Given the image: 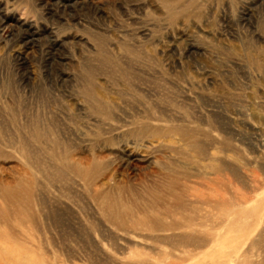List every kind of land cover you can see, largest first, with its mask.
Returning <instances> with one entry per match:
<instances>
[{
	"label": "rangeland",
	"instance_id": "rangeland-1",
	"mask_svg": "<svg viewBox=\"0 0 264 264\" xmlns=\"http://www.w3.org/2000/svg\"><path fill=\"white\" fill-rule=\"evenodd\" d=\"M0 264H264V0H0Z\"/></svg>",
	"mask_w": 264,
	"mask_h": 264
},
{
	"label": "bare ground",
	"instance_id": "bare-ground-1",
	"mask_svg": "<svg viewBox=\"0 0 264 264\" xmlns=\"http://www.w3.org/2000/svg\"><path fill=\"white\" fill-rule=\"evenodd\" d=\"M24 31V30H23ZM21 32V31H20ZM27 43V42H26ZM89 94V92H87V95ZM33 119H35L34 117H32ZM39 121H41V118L40 117H37L35 120H34V122L32 123V125H33V128L31 129V127H30V129H29V131L30 132H32L31 133V136L34 138V139H38V141H40V138H43V135H42V131H39V124H40V122ZM37 141V142H38ZM88 172V170L87 169H85V171H82V173L81 172H79V173H81V174H83V176H84V180H86V173ZM82 176V175H81ZM19 188V187H18ZM11 189H9V191H10ZM8 191V190H7ZM159 191V190H158ZM13 194H15V193H13ZM8 195V194H7ZM14 196V195H13ZM28 197H30V195H27V198ZM6 198V197H5ZM10 199H11V197H10ZM103 199V198H102ZM32 200V199H31ZM101 200V199H100ZM104 201H103V203L105 202L106 204H105V207H104V210L105 211H107L108 212V214H110V216L112 215V216H116V217H119V219H121L122 220V218L123 219H125V218H129V217H133L134 219H135V222H133L132 223V227H136V226H145V225H147V223H148V216L146 215H144V216H142V215H138V213H137V215H133V214H131L130 213V211L129 210H127V209H124V210H121L120 208H121V204L120 203H117V202H113V201H111L110 199H109V197H107V196H105L104 197V199H103ZM100 202V201H99ZM102 203V204H103ZM101 204V205H102ZM103 206H104V204H103ZM132 208V207H131ZM143 208H145V207H143ZM133 209V208H132ZM139 210H140V208H139ZM142 210V209H141ZM163 211V213H159V216L160 215H168L169 213H170V210H168V209H163L162 210ZM139 212V211H138ZM148 212V211H147ZM133 213V212H132ZM107 214V215H108ZM143 214V213H142ZM110 216H109V218H110ZM111 216V217H112ZM119 219H116V220H119ZM150 219V218H149ZM157 220V219H156ZM174 220V219H173ZM123 221V220H122ZM154 222V221H153ZM130 224V223H129ZM158 224V223H157ZM156 227V226H155Z\"/></svg>",
	"mask_w": 264,
	"mask_h": 264
}]
</instances>
